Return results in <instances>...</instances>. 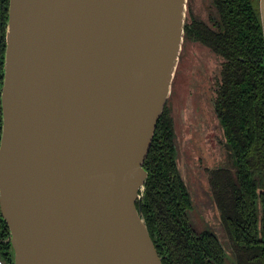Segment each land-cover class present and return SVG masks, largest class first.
<instances>
[{"label":"water","instance_id":"95a60500","mask_svg":"<svg viewBox=\"0 0 264 264\" xmlns=\"http://www.w3.org/2000/svg\"><path fill=\"white\" fill-rule=\"evenodd\" d=\"M187 2L10 0L0 208L12 264H164L144 164Z\"/></svg>","mask_w":264,"mask_h":264},{"label":"trees","instance_id":"16d2710c","mask_svg":"<svg viewBox=\"0 0 264 264\" xmlns=\"http://www.w3.org/2000/svg\"><path fill=\"white\" fill-rule=\"evenodd\" d=\"M210 22L192 19L185 38L222 58L215 111L236 170L212 171L214 199L238 264H264V23L251 0H213ZM10 0H0V143L2 87ZM173 119L165 107L144 168L146 222L164 264H222L225 248L213 231L198 233L188 218L191 193L178 165ZM263 217L258 215V202ZM0 257L13 263L11 232L0 208Z\"/></svg>","mask_w":264,"mask_h":264},{"label":"rangeland","instance_id":"374dc122","mask_svg":"<svg viewBox=\"0 0 264 264\" xmlns=\"http://www.w3.org/2000/svg\"><path fill=\"white\" fill-rule=\"evenodd\" d=\"M251 2L260 5V0ZM214 11L213 0H188L186 23L192 19L210 22ZM221 70V57L202 42L184 38L166 108L174 123L179 169L192 194L189 220L198 232L213 231L220 237L226 251L222 264H238L211 183L214 169L225 167L233 173L236 170L215 111L216 82ZM258 215L261 221L260 201Z\"/></svg>","mask_w":264,"mask_h":264},{"label":"crops","instance_id":"0c3cea01","mask_svg":"<svg viewBox=\"0 0 264 264\" xmlns=\"http://www.w3.org/2000/svg\"><path fill=\"white\" fill-rule=\"evenodd\" d=\"M261 5V11H262V17H263V23H264V0H260Z\"/></svg>","mask_w":264,"mask_h":264},{"label":"flooded vegetation","instance_id":"af4514ba","mask_svg":"<svg viewBox=\"0 0 264 264\" xmlns=\"http://www.w3.org/2000/svg\"><path fill=\"white\" fill-rule=\"evenodd\" d=\"M175 141H176V139H175ZM217 169V168H216ZM215 170V169H214ZM181 172V171H180ZM183 177V176H182ZM184 179V178H183ZM188 188V187H187ZM189 190V189H188ZM213 196H214V193H213ZM191 198H192V194H191ZM193 201V200H192ZM216 202V201H215ZM221 212V211H220ZM194 227V226H193ZM196 230V229H195ZM197 231V230H196ZM198 232V231H197ZM198 233H200V232H198Z\"/></svg>","mask_w":264,"mask_h":264}]
</instances>
